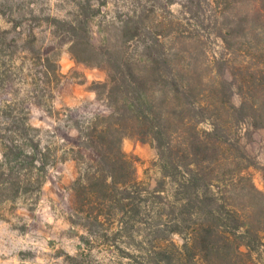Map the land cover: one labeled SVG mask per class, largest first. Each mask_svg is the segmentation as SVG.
<instances>
[{"label":"trees","instance_id":"obj_1","mask_svg":"<svg viewBox=\"0 0 264 264\" xmlns=\"http://www.w3.org/2000/svg\"><path fill=\"white\" fill-rule=\"evenodd\" d=\"M178 5L194 31L172 21L170 41L157 37L158 45L145 43L133 51L105 54L93 42L89 20L65 21L74 60L107 74L93 91L108 112L94 114L83 131L74 127L78 145L70 152L85 164L73 183L76 210L95 224L134 222L141 214L136 198L142 187L136 158L122 143L147 142L159 156L161 177L152 193L160 201L151 211L155 240L139 264H251L264 242V193L250 172L260 165L242 146L239 128L264 130V0ZM138 28L126 29L128 41L139 36ZM203 29L220 40L224 57L208 54ZM182 39L194 46L178 47ZM103 40L110 41L105 33ZM5 118L0 204L41 192L48 165L54 164L50 148L31 135L40 129L29 118L21 117V123ZM203 123L209 128L201 129ZM173 234L181 237L180 245L167 238Z\"/></svg>","mask_w":264,"mask_h":264},{"label":"rangeland","instance_id":"obj_2","mask_svg":"<svg viewBox=\"0 0 264 264\" xmlns=\"http://www.w3.org/2000/svg\"><path fill=\"white\" fill-rule=\"evenodd\" d=\"M180 1L0 0V115H7L0 121H9L5 117L11 116L21 123V117L29 118L40 129L31 135H38L42 147L50 148L54 163L48 165L41 192L0 204V264H139L148 254L156 236L151 211L160 201L152 190L161 177L159 156L151 144L132 138L122 143L123 151L136 158L142 187L136 198L141 214L134 222L95 224L76 210L73 183L85 164L70 152L78 145L74 127L83 131L94 114L108 112L93 91V84L104 82L107 74L74 60L65 21L89 20L93 42L105 54L124 47L133 51L145 43L156 44L157 37L164 44V37L170 41L172 21L194 31L193 22L182 18ZM134 25L139 27V36L128 41L126 29ZM202 32L208 54L224 57L220 40L210 30ZM103 33L110 39L108 44ZM177 44L191 48L194 41L182 39ZM233 102L239 105V96ZM200 128L208 129L209 124ZM239 137L260 165L250 172L264 193V130L245 124L239 128ZM167 238L177 245L182 241L177 234ZM252 255L251 264H264V242Z\"/></svg>","mask_w":264,"mask_h":264}]
</instances>
